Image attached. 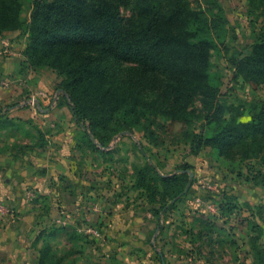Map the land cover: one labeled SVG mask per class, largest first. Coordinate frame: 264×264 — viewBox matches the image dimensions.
<instances>
[{
  "label": "rangeland",
  "instance_id": "374dc122",
  "mask_svg": "<svg viewBox=\"0 0 264 264\" xmlns=\"http://www.w3.org/2000/svg\"><path fill=\"white\" fill-rule=\"evenodd\" d=\"M20 1L22 18L30 22L34 0ZM189 1L193 7L208 5ZM217 1L228 28L211 50V82L221 100L234 106L227 118L249 121L264 100V84L244 81L231 57L249 54L258 41L264 2ZM121 11L125 19L134 13L129 7ZM28 43L25 29L0 37V113L14 122L0 128V179L14 172L29 179L0 198V234H9L8 227L18 232V245L5 235L0 264H261L264 186L252 177L264 169L262 156L225 157L211 146L194 152L185 133L202 129L200 101L188 109L190 123L166 116L154 94L158 79L138 68L118 70L105 60L101 68H109L108 85L116 95L125 84L149 86L133 97V105H150L154 124L151 132L145 130L148 121L120 132L104 146L93 138V146L74 120L62 88L66 76L50 64H32L25 54ZM171 110L176 109L165 112ZM148 162L162 176L184 171L192 179L160 222L162 195L152 200L148 189L135 187L138 170ZM34 177L43 183H33ZM252 245H259L261 258Z\"/></svg>",
  "mask_w": 264,
  "mask_h": 264
},
{
  "label": "trees",
  "instance_id": "16d2710c",
  "mask_svg": "<svg viewBox=\"0 0 264 264\" xmlns=\"http://www.w3.org/2000/svg\"><path fill=\"white\" fill-rule=\"evenodd\" d=\"M205 2L208 5L203 8L201 3L193 7L189 0H34L31 20L26 22L20 0H0V37L25 29L28 60L50 64L66 76L62 88L70 97L74 120L93 146V138L104 146L120 132H133L145 121V130L151 132L154 124L150 105H133V97L149 86L125 84L116 95L108 85L109 68H101L100 61L105 60L118 70L138 68L158 79L159 90L154 94L166 116L173 114L174 119L190 123L188 109L200 101L205 110L202 129L185 133L196 146L194 152L211 146L225 157L264 158V100L249 121L227 118L234 106L221 100L219 87L211 82V50L216 38L227 32L228 22L217 0ZM122 7L133 10L130 18L122 16ZM231 63L244 81L264 84V28L250 53L234 54ZM125 79L122 82L129 83ZM168 108L176 110L165 112ZM11 120L0 113V128L14 124ZM138 174L136 188L148 189L152 200L162 195L159 222L160 214L174 209L192 184L189 173L162 176L149 162ZM252 180L264 186V169ZM257 246L252 249L261 258L263 252Z\"/></svg>",
  "mask_w": 264,
  "mask_h": 264
},
{
  "label": "crops",
  "instance_id": "0c3cea01",
  "mask_svg": "<svg viewBox=\"0 0 264 264\" xmlns=\"http://www.w3.org/2000/svg\"><path fill=\"white\" fill-rule=\"evenodd\" d=\"M3 169H5V167H3ZM0 171H2L0 174V177H1V176H3V170L1 169ZM8 174L9 173H7L6 177L3 180L0 179V198H2V197L5 198L6 195L8 197H10L11 194H8V193L9 192L13 193V191H12L13 189L18 188L20 190L22 188V184H24L25 182L29 183V181H28L29 179L26 178L24 175L25 172H22L21 174H19L18 172H14L11 175H8ZM34 182L37 183L38 185L39 184L41 185L43 183L41 178L36 179L35 177H34L33 183ZM2 194H5V195H2ZM14 228H16V227L14 226ZM7 230L10 231V233H9L10 235L7 233V231L0 234V245H3V243H4L3 240L5 238V235L7 236V238L9 236L11 237V239L13 238V240L10 243L13 242L14 243L13 245H18V240L16 237L18 232L16 231V229L8 227ZM2 231H4V230H1L0 232H2Z\"/></svg>",
  "mask_w": 264,
  "mask_h": 264
},
{
  "label": "built area",
  "instance_id": "2783aa9c",
  "mask_svg": "<svg viewBox=\"0 0 264 264\" xmlns=\"http://www.w3.org/2000/svg\"><path fill=\"white\" fill-rule=\"evenodd\" d=\"M27 196H28V197H33V196H34V193H33L32 191H28ZM91 232L98 233V232L95 231V230H94V231L91 230Z\"/></svg>",
  "mask_w": 264,
  "mask_h": 264
}]
</instances>
